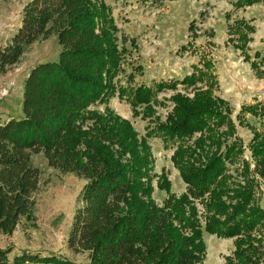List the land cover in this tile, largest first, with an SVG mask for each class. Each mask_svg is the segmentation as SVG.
Listing matches in <instances>:
<instances>
[{
    "label": "trees",
    "instance_id": "obj_1",
    "mask_svg": "<svg viewBox=\"0 0 264 264\" xmlns=\"http://www.w3.org/2000/svg\"><path fill=\"white\" fill-rule=\"evenodd\" d=\"M164 1L177 0H157ZM230 4L241 10L264 7V0ZM189 29L193 44L195 24ZM118 32L102 0H29L21 26L0 46V77L40 40L56 36L61 48L56 60L39 63L28 74L22 117L4 121L0 114V226L11 231L32 213L42 175L35 156L86 180L68 239L69 249L85 254L86 262L29 251L10 258L12 250L0 249V264H204L205 233L234 240L224 264H264V208L257 199L259 179L264 183V130L245 118L263 119L264 103L242 107L236 118L253 135L249 161L230 105L214 94V65L207 57L200 61L202 69L195 66L181 82L125 87L119 77L130 53L126 44L138 45ZM228 33V41L264 76L263 54L247 53L255 26L236 20ZM142 71L133 68L127 81L133 83ZM179 84L191 88L193 98L178 91ZM165 90L176 92L173 109L143 138L109 106L117 95L134 116L151 115ZM98 105H105L104 111L94 109ZM152 138L174 150L171 161L186 185L182 194L172 192L164 172L152 173ZM154 178L167 194L162 205L153 198Z\"/></svg>",
    "mask_w": 264,
    "mask_h": 264
},
{
    "label": "rangeland",
    "instance_id": "obj_2",
    "mask_svg": "<svg viewBox=\"0 0 264 264\" xmlns=\"http://www.w3.org/2000/svg\"><path fill=\"white\" fill-rule=\"evenodd\" d=\"M112 11L118 36L135 40L138 45L125 57L124 71L119 79L125 87L154 86L160 82H181L193 73L204 57L214 65L216 86L215 96L225 100L232 109L231 118L236 125V133L244 142V157L251 158L248 148L253 135L247 125H240L236 119L241 108L255 103H264V76L257 75L250 63L245 61L241 50L229 40L230 25L236 20L245 19L256 28L251 35L247 53L254 58L256 52L264 50V7L261 4L235 10L230 0H177L157 2V0H102ZM29 0H0V46L7 45L21 26L23 9ZM195 24L197 35L192 43L189 29ZM215 35L212 36L211 33ZM121 43V42H120ZM188 43L190 46H188ZM190 47V48H189ZM61 48L56 36L40 40L30 46L18 64L0 77V114L4 121L22 117L24 82L30 71L39 63L54 61ZM260 60V59H259ZM260 62V61H258ZM142 66L143 71L135 76L133 83L127 76L133 68ZM264 71V63L261 64ZM200 85V84H199ZM178 91L194 94L191 88L182 84ZM175 91L165 90L158 95L162 103L155 107V113L143 116L133 115L132 107L126 99L113 97L109 106L122 118L129 120L140 138L158 121H165L173 109L171 97ZM94 109L104 111L105 105ZM142 108L138 111H141ZM246 121L264 130V118L247 115ZM197 137L199 136L196 135ZM153 155V171L156 176L163 172L172 183V192L182 194L186 185L173 166V149H165L161 139H149ZM42 175L35 194L32 213L22 216L14 229L5 230L0 226V249H10V258L23 252L43 255L59 254L78 262H86V255H76L68 246V239L76 210L82 206L80 196L86 180L75 173H62L48 166L43 155L33 158ZM231 167V173L236 177ZM240 176L238 175V179ZM257 191V199L264 208V183ZM153 198L159 203L167 199V194L157 188V178L153 180ZM208 253L204 264H224L225 258L234 250L233 239H221L204 234Z\"/></svg>",
    "mask_w": 264,
    "mask_h": 264
},
{
    "label": "built area",
    "instance_id": "obj_3",
    "mask_svg": "<svg viewBox=\"0 0 264 264\" xmlns=\"http://www.w3.org/2000/svg\"><path fill=\"white\" fill-rule=\"evenodd\" d=\"M186 94V93H185ZM188 94V93H187ZM195 137H197L196 135H195ZM173 152H174V150H173ZM247 159V158H246ZM247 160H249V161H251V158L250 159H247ZM199 209H201V213H202V208L199 206Z\"/></svg>",
    "mask_w": 264,
    "mask_h": 264
}]
</instances>
